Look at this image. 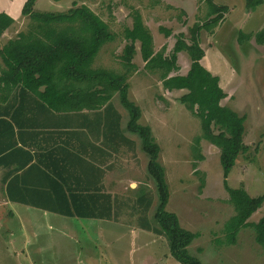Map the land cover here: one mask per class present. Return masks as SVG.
<instances>
[{
	"label": "rangeland",
	"instance_id": "1",
	"mask_svg": "<svg viewBox=\"0 0 264 264\" xmlns=\"http://www.w3.org/2000/svg\"><path fill=\"white\" fill-rule=\"evenodd\" d=\"M212 1L230 11L213 33L200 32L204 51L200 64L219 78V86L226 94L221 105L246 118L243 141L248 150L238 156L227 183L257 197L264 194V42L258 44L255 36L264 31V0L253 12L246 11L245 0ZM73 4L87 6L116 35L113 42L100 49L93 68L117 73L125 69L120 60L126 44L124 29L131 28L134 10L141 14L152 35L154 52L163 51L165 55L170 54L178 34L189 39V29L202 22L205 13V6L198 0H37L34 8L64 12ZM17 6L10 7L13 14H18L19 10L13 9ZM16 18L10 34L29 26V19L21 13ZM164 30L170 35L166 36ZM136 49L133 63L137 71L128 79V98L140 107L139 123L151 128L160 147L159 161L169 189L166 210L178 217L181 227L198 234L189 247L190 254L202 264H264V249L255 242L253 228L264 216V203L248 219L246 227L236 233L235 242H228L223 225L234 210L222 184L219 150L202 140L203 160L195 162L192 144L201 129L199 120L179 102L187 91L165 90L161 71L146 69ZM177 64L178 71L171 75L183 74L189 68L186 53L177 56ZM116 116L120 117V131L126 139L110 144L101 141V167L107 164L106 168H112L109 174L101 170V189L110 201L112 198L125 208L110 213L109 219L101 222L54 215L30 225L24 220L23 229L19 223L12 224L14 243L3 244L0 240V264H178L169 255L166 239L157 231L154 219L157 193L147 174L148 157L141 150L139 139L126 131L128 114L117 94L110 102L107 119ZM116 130L113 127L110 133L116 135ZM193 164L199 171L197 175ZM200 178L204 181L202 188ZM137 196L145 198L150 206L136 202ZM32 228L43 235L35 238L29 235ZM22 231L31 244H21L25 238L18 234ZM71 231L77 239L70 238ZM43 241L49 244H37ZM38 247L47 249L40 250L43 254L35 253ZM53 247L55 251L49 250Z\"/></svg>",
	"mask_w": 264,
	"mask_h": 264
},
{
	"label": "trees",
	"instance_id": "2",
	"mask_svg": "<svg viewBox=\"0 0 264 264\" xmlns=\"http://www.w3.org/2000/svg\"><path fill=\"white\" fill-rule=\"evenodd\" d=\"M36 1L26 0L21 8V15L29 19L27 31L18 33L16 38L9 40L0 49V58L5 66L0 78V89L10 91L19 88L20 94L33 95L35 99L31 103L46 111L79 113L84 109L101 108V141L109 144L126 139L120 131V117L107 119L110 102L117 94L120 105L128 114L126 131L139 139L141 150L148 157L146 170L157 193L154 213L157 231L166 239L169 255L175 262L202 264L189 252V247L198 238V234L181 227L178 217L166 210L169 189L164 167L159 161L160 147L151 128L139 123L142 116L140 107L128 98V79L137 71L133 59L137 53L138 42V51L145 68L161 71L163 88L169 92L187 91L180 96L179 102L199 120L201 129L200 136L192 144L195 162L203 160L200 152L202 140L219 150L222 184L234 210V215L224 223L223 232L228 242H235L236 233L246 227L248 219L264 203V194L251 197L243 188L233 189L228 186L227 178L238 156L248 150L243 141L246 118L221 105L226 94L219 86V78L200 64L204 57L200 46V32L213 33L224 21L229 8L215 4L212 0H198L205 6L204 20L196 22L189 29L188 40L184 34H178L168 55L163 51L154 52L152 35L144 25L141 14L134 10L131 14V28L124 29L126 44L120 60L125 69L122 73H117L104 68H93L100 49L113 42L116 37L100 17L87 6L76 4L64 12L39 11L34 8ZM262 4L263 0H245V9L253 12ZM13 24L14 19L0 12V37ZM164 34L168 36L170 32L164 30ZM263 36L264 31L256 34L255 40L258 44H263ZM238 42L241 43L240 38ZM182 52L190 60L189 69L185 75H171L179 69L177 55ZM113 127L118 130L116 135L110 133ZM193 170L195 175L199 174L196 164H193ZM51 184V189L62 195L60 200L59 197L51 198L61 209V215L81 218L97 215L95 212L82 211L84 205L96 206V196L90 194L89 199L79 196L81 194L78 193L67 196L64 190L70 188H63L61 182L57 181H51ZM203 185V178H200V188ZM93 188H83L82 191H92ZM136 202H145L146 207L150 206V202L145 201L142 196H137ZM110 204V197L101 193V206ZM110 213L109 209L101 212V219H109ZM253 228L255 242L264 249V216Z\"/></svg>",
	"mask_w": 264,
	"mask_h": 264
},
{
	"label": "crops",
	"instance_id": "3",
	"mask_svg": "<svg viewBox=\"0 0 264 264\" xmlns=\"http://www.w3.org/2000/svg\"><path fill=\"white\" fill-rule=\"evenodd\" d=\"M4 2L0 0V12L17 19L25 0L20 2L4 0ZM15 4L18 6L13 9L19 10L18 14H13V10L10 9ZM9 29L0 37V49L9 40L16 38L18 33L27 31H15L10 34ZM136 45L139 49L138 42ZM4 69L5 66L0 58V78ZM188 69L179 75H185ZM18 90L19 88L10 91L0 89L1 243H14L16 234L12 224L19 223L23 229L24 220H27L30 225L35 220H48L54 215H60L69 219L101 222L104 219H101V212L109 209L111 213H114L125 208L121 203H115L112 198L110 205L101 206V193L106 194L103 190L101 191V170L105 169V172L109 174V170L112 169L106 168L107 164L105 168L101 167V108L84 109L79 113L46 111L31 103L32 99H35L33 95L20 94ZM51 181L61 182L63 188H70V190H64L67 196L75 193L88 199L90 194L96 196V206L84 205L82 211L95 212L97 215L87 218L61 215L59 213L61 209L51 198L59 197L60 200L62 195L51 189ZM91 186L94 187L92 191L89 189L87 192L82 191L83 188H91ZM70 222H67L68 225ZM67 228L64 229L67 230ZM72 232L68 234L70 238L77 239ZM18 235L25 238L21 244H31L30 241H26L27 236L23 231ZM29 235L35 238L43 234L32 228ZM37 244L47 246L49 243L43 241ZM45 248L38 247L34 252L43 254L40 250ZM49 250L55 251L54 247ZM21 252L24 254V250Z\"/></svg>",
	"mask_w": 264,
	"mask_h": 264
}]
</instances>
